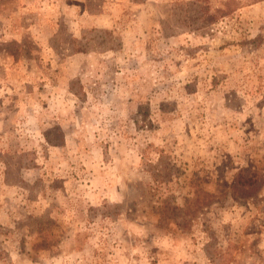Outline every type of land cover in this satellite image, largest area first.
Segmentation results:
<instances>
[{
  "label": "rangeland",
  "instance_id": "374dc122",
  "mask_svg": "<svg viewBox=\"0 0 264 264\" xmlns=\"http://www.w3.org/2000/svg\"><path fill=\"white\" fill-rule=\"evenodd\" d=\"M0 264H264V0H0Z\"/></svg>",
  "mask_w": 264,
  "mask_h": 264
}]
</instances>
